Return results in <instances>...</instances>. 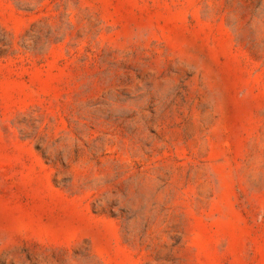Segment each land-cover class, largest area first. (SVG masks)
I'll list each match as a JSON object with an SVG mask.
<instances>
[{"label": "rangeland", "instance_id": "1", "mask_svg": "<svg viewBox=\"0 0 264 264\" xmlns=\"http://www.w3.org/2000/svg\"><path fill=\"white\" fill-rule=\"evenodd\" d=\"M0 264H264V0H0Z\"/></svg>", "mask_w": 264, "mask_h": 264}]
</instances>
